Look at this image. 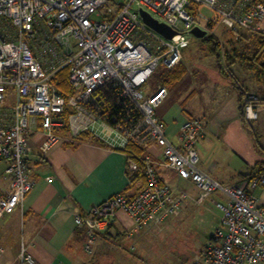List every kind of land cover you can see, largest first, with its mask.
Wrapping results in <instances>:
<instances>
[{
	"label": "built area",
	"instance_id": "1",
	"mask_svg": "<svg viewBox=\"0 0 264 264\" xmlns=\"http://www.w3.org/2000/svg\"><path fill=\"white\" fill-rule=\"evenodd\" d=\"M140 11L176 34L163 37L143 22ZM212 25L264 36V0H0V160L10 178V193L0 195V218L21 206L34 187L27 161L33 135L41 137L45 155L90 134L126 155L130 145L143 149L145 185L133 197L120 192L76 215L86 254L94 253L118 211L132 221L125 234L130 239L177 217L189 202L201 205L219 193L226 199L215 203L219 227L193 264H264V209L252 192L264 177L223 185L200 171L196 145L204 124L187 119L178 145L172 144L155 112L168 90L161 85L150 93L147 85L157 68L179 65L194 27L207 33ZM63 70L68 93L58 88ZM256 102L255 93H246L244 118L252 123L259 118ZM153 147L167 170L195 185L197 198L161 180ZM126 157V171L136 173L137 162ZM18 259L34 264L24 247Z\"/></svg>",
	"mask_w": 264,
	"mask_h": 264
},
{
	"label": "crops",
	"instance_id": "2",
	"mask_svg": "<svg viewBox=\"0 0 264 264\" xmlns=\"http://www.w3.org/2000/svg\"><path fill=\"white\" fill-rule=\"evenodd\" d=\"M212 79L214 84L211 87V109L207 112L195 110L188 104L196 96V85L190 86L184 93L182 102L169 100L168 90L167 97L155 112L165 125L168 139L176 146L180 126L187 119H200L205 129L203 138L196 145L200 171L223 185L237 184L244 180L236 179L233 174L226 172L227 156H223V152L227 150L240 153L245 159L248 157L252 167L263 158H250L248 152L245 154L241 150L247 139L238 108L239 91L221 75L217 64L214 65ZM161 85H157L150 93L155 92ZM164 103L165 106L162 107ZM263 110L264 106H260L258 120ZM83 138L84 140L75 142H61L43 155L39 149L41 137L32 136L27 161L35 184L21 206L0 218V244L4 248L0 264H23L18 259L21 247L32 256L34 264H87L88 254L83 251L85 231L76 227V215H85L91 207L117 193L124 192L128 197H133L140 190V182L130 185L126 171L127 155L124 151L110 149L103 141L90 134H83ZM150 153L161 180L174 187L167 179H181L162 165L160 149L153 147ZM211 153L212 160L206 164L207 156ZM5 168V163L0 160V195L10 193V178L5 174ZM252 192L259 206L264 209V185L256 187ZM216 195L222 202L215 200L213 194L212 206L226 202L223 195ZM190 197L194 199L198 196ZM201 205L191 201L181 213ZM213 211L212 234L219 227L221 216ZM109 220L110 224L104 226L95 249L113 242L116 235L126 238V232L132 227L131 219L120 211ZM140 233L126 239L133 240Z\"/></svg>",
	"mask_w": 264,
	"mask_h": 264
},
{
	"label": "rangeland",
	"instance_id": "3",
	"mask_svg": "<svg viewBox=\"0 0 264 264\" xmlns=\"http://www.w3.org/2000/svg\"><path fill=\"white\" fill-rule=\"evenodd\" d=\"M204 12L209 15L207 10ZM211 28H208L209 31L203 38L192 36L191 44L183 52L184 59L182 57L183 62L181 61L185 69L183 77L175 82L166 83V88L170 93L169 100H178V102L183 101L184 93L190 86L196 85V96L188 104L193 109L204 111V113L211 109V87L214 84L212 71L216 64L215 56L212 55L213 42L209 36L218 39L224 50L236 48L242 52L247 44L246 41L239 42L236 34L224 26L212 25ZM239 32L244 36L253 33L246 30H239ZM234 68L232 67V70ZM235 69L238 75L247 77L243 69L240 67ZM166 75L167 70L163 67L157 68L147 83L149 92L164 82ZM246 83L253 88L251 81L246 80ZM8 103L12 104V98L8 99ZM165 103L162 107L165 106ZM242 128L247 142L242 144L241 150L245 154L248 152L250 158L256 157V160H261L263 155L257 152L255 145L264 148V110L257 122H253L248 128L242 125ZM240 152L242 153V151ZM224 155L227 156V159L225 158L226 165L224 164L226 172L233 174L236 179L241 178L239 174L250 173L251 159L248 157L245 159L242 154L227 150L223 152ZM211 160L212 153L207 156L206 164ZM167 181L174 187L179 185L177 187L186 191L190 196L199 195L198 189L189 180H177L174 177L171 180L167 179ZM213 197L222 202L216 193ZM212 210H214L213 213L221 215L216 205L212 206V196H210L201 206L192 208L184 214L180 213L177 217L168 219L158 227L147 229L133 240L122 239L121 237L109 244H103L99 249H95L92 255L87 256V260H89L87 264H193L195 257L212 236ZM131 246L134 247L133 250Z\"/></svg>",
	"mask_w": 264,
	"mask_h": 264
},
{
	"label": "trees",
	"instance_id": "4",
	"mask_svg": "<svg viewBox=\"0 0 264 264\" xmlns=\"http://www.w3.org/2000/svg\"><path fill=\"white\" fill-rule=\"evenodd\" d=\"M193 13V9H190ZM230 31V30H229ZM236 34V38L239 42L246 41L244 51H239L236 48L224 50L220 41L214 36H209L212 40V55L215 56L216 64L221 75L225 76L232 85L239 91V112L241 115V121L245 128H248L253 123L247 121L244 118V97L246 93L253 92L257 95L256 106H264V36L257 33H251L249 36L240 34L239 31H231ZM238 65V66H237ZM232 67H240L245 74L244 78L237 74L236 69L232 70ZM185 73V69L182 64L179 63L175 68L168 70L166 80L161 84L166 86V83H172L180 80ZM59 84L58 88L61 93L69 92V84L67 82V70H63L58 74ZM246 80L253 83L252 86H248ZM252 89V91H251ZM84 140L83 134L80 135L78 140ZM256 150L263 155V160L257 162L251 167L250 173L241 175L243 180H252L260 176L264 177V148L256 146ZM126 151L128 152V158L135 160L138 164L139 170L136 173H130L127 171L128 180L130 185L141 183L140 190L145 185V177L143 172L144 165V150L137 146H128ZM139 190V191H140ZM138 191V192H139ZM121 235H116L114 240H118Z\"/></svg>",
	"mask_w": 264,
	"mask_h": 264
},
{
	"label": "water",
	"instance_id": "5",
	"mask_svg": "<svg viewBox=\"0 0 264 264\" xmlns=\"http://www.w3.org/2000/svg\"><path fill=\"white\" fill-rule=\"evenodd\" d=\"M141 17L143 19V22L149 26L151 29H153L154 31H156L157 33H159L160 35H162L163 37L167 38V39H171L176 32L173 31L172 29H170L169 27H167L166 25L160 24L158 22H156L155 20H153L147 13H145L144 11H140ZM191 34L193 36H195L196 38H203L206 36V31L201 30L197 27H194L191 30Z\"/></svg>",
	"mask_w": 264,
	"mask_h": 264
}]
</instances>
